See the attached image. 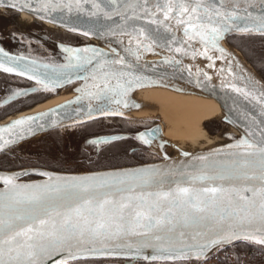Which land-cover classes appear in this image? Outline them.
Instances as JSON below:
<instances>
[{
	"label": "water",
	"instance_id": "95a60500",
	"mask_svg": "<svg viewBox=\"0 0 264 264\" xmlns=\"http://www.w3.org/2000/svg\"><path fill=\"white\" fill-rule=\"evenodd\" d=\"M44 2L45 0H0V9L14 11L48 29L77 36L79 39L73 44H66L51 39L43 30L0 37V49L15 58L10 61L0 53V63L16 68L12 73L4 72L2 69L0 71L21 77L35 85L34 89L22 95L30 93L49 95V98L33 108L0 123L2 129L15 120L38 117L35 121H28L27 124L9 132L0 133V157L56 130L103 119H125L155 123L151 129L141 132L151 143L145 144L140 140L141 133L132 138L158 157L159 161L142 166L84 174H69L40 168L0 170V177L13 176L14 182L20 185L47 184L55 188L64 185L67 182L66 178L70 177L106 176L114 173H135L137 169H156L154 173L138 174L151 177V182L143 185L133 176L115 177L116 180L125 181L124 185H117L118 187L131 188V191L117 193L116 199L121 195L147 197L149 193L169 192L177 186L199 189L218 185L229 188L258 184L244 181L235 175L231 183L219 178L202 181L198 177L217 176L225 168H232L234 162H239L245 153L244 146L236 147L241 140H247L257 148L264 147V81L243 55L228 43V40L234 37H264V29L260 28L259 19L264 17V0H233L239 16L243 19L236 21L235 26L218 40V47L223 50L224 55L215 48L208 47V55L212 56V60L199 54L205 51V46L199 38L187 41L183 26L177 25L174 19L165 20L163 12L157 11V5H163L166 0H86L79 9L73 7L71 11L64 6L68 0H52V6L47 11H42L40 9ZM13 3L17 8L8 6ZM25 4L28 8L17 10ZM94 5H98V8ZM145 8L148 9L147 12ZM248 13L251 15L248 16ZM154 19L156 23H152ZM242 28H249L250 31H240ZM140 30L143 35H140ZM84 48H95L105 55L84 68L69 67L70 56L73 65H76L77 61L75 54H70L64 49ZM177 48L181 51L177 52ZM120 58H123L122 64L110 63L103 69L99 68L104 62ZM109 68L118 74L125 73L120 83L127 84L128 81H133L131 90L126 95L108 93L100 99L87 95L88 92L96 91L91 87L94 83L92 74L95 73L99 77ZM21 72L24 74H18ZM84 77L88 79L85 80ZM111 83L115 86L117 80L112 79ZM77 88L84 91L77 93ZM236 88L243 91L237 92L234 90ZM245 92L248 93L247 96ZM77 96L81 98L77 100ZM167 98V101L174 103L180 101L178 99H194L217 107L220 114L203 122V124L216 122L219 125L217 134L211 136L202 128L204 137L198 141L182 137L180 126L166 111L164 100ZM116 99L121 103H115ZM50 102L52 103L47 104ZM105 112L120 114L105 115ZM45 113L46 115H41ZM149 133L152 135L149 136ZM114 137L116 139H113ZM121 138L125 137H103L91 141H98L92 144L103 147ZM200 157L205 159H199ZM108 179L111 182L113 177L109 176ZM27 191L30 194L31 190ZM5 193L6 185L0 179V207L7 203ZM247 195L251 196V193ZM45 197L35 204L18 205L20 214L36 215L39 219L54 220L58 224L60 217L57 216V212H65L72 197L66 198L65 193L56 191L46 192ZM149 199H155V196ZM167 207H169L167 202L162 203L163 210ZM3 214L0 212V215ZM160 214L162 213H157ZM174 223L176 226L172 231L156 232L162 237H171V244L175 250L164 252L163 255L172 258L151 259L152 256L161 255L153 248H143L137 252L135 244L143 240V237L130 234L122 238L82 245V248H94L97 251H84L76 259H68L67 264L92 260L107 261L108 264H194L240 244H251L264 249V244L244 238L245 235L264 237V223L259 219L252 223L233 221L235 224L233 230L238 233L237 238L213 247L200 258H196V251L189 252L186 246L191 245L195 249L204 243V237L197 233H205L208 229L203 222L185 225L179 216ZM33 226H39L38 221ZM210 226L217 232L221 229L228 230V222H223L219 226L215 222H210ZM137 231L143 232L144 229ZM181 233L184 235L181 236ZM128 244H133V248H128ZM167 246L165 243V247ZM182 249L185 252L184 256L181 255ZM64 256H67V252ZM63 261L64 257L56 255L51 260L45 259L44 264L57 262L63 264Z\"/></svg>",
	"mask_w": 264,
	"mask_h": 264
},
{
	"label": "snow or ice",
	"instance_id": "6c2138e0",
	"mask_svg": "<svg viewBox=\"0 0 264 264\" xmlns=\"http://www.w3.org/2000/svg\"><path fill=\"white\" fill-rule=\"evenodd\" d=\"M83 2L86 0H68L64 6L71 11L73 7L79 9ZM8 6L17 8L14 3ZM50 6H52V0H45L40 10L47 11ZM94 7L98 8V5H94ZM25 8H28L27 4L17 10ZM28 10L33 11V9ZM144 10L148 11L147 8ZM157 11L163 12L165 20L174 19L177 25L183 26L187 41L199 38L205 46V51L199 54L207 56L209 60H212V56L208 55V47L211 46L224 55L223 50L218 47V40L235 26L236 21L243 19L239 16L237 5L233 0H166L163 5H157ZM250 15L251 13H248V16ZM259 19L260 28L264 29V17ZM156 22L155 19L152 20V23ZM239 30L250 31L249 28ZM84 34L88 35V33ZM140 35H143L142 30H140ZM64 51L75 54L77 64H72L70 56L69 67L84 68L105 55L95 48L64 49ZM176 51L179 52L181 49L177 48ZM0 53L10 61L15 59L3 49H0ZM80 53H91V55L82 56ZM110 63L122 64L123 58L104 62L99 65V68L103 69ZM209 66L211 67V64ZM0 69L7 73L16 71V68L5 66L4 63H0ZM85 70L87 69L85 68ZM18 74L23 75L24 73ZM124 75L126 74L123 72L118 74L110 68L99 77L93 73L94 83L91 87L96 91L88 92L87 95L95 99H100L108 93L126 95L131 90L133 81H128L127 84L120 83ZM84 79L87 80L88 77H84ZM112 79L117 80L115 86L111 83ZM37 82L40 83V81ZM45 87L47 88V85ZM234 90L243 91L239 88ZM82 91L84 90L81 88L76 89L77 93ZM244 94L248 95L247 92ZM80 98L77 96V100ZM115 103L120 104L121 101L116 99ZM104 114L119 115L120 113L105 112ZM41 115H46V113ZM36 119L38 117L33 116L15 120L0 129V133L9 132L11 129H16L18 126ZM148 135L151 136L152 133ZM139 139L145 144L151 143L143 133L140 134ZM97 142L91 141V143ZM241 146L245 147V153L239 162H234L232 168H225L214 177L201 175L198 179L203 181L219 178L231 183L235 175L244 181L258 182V184L252 183L250 187L225 188L218 185L194 189L177 186L176 189L169 192L149 193L147 197L121 195L119 199H116L117 193L131 191V188L118 187L117 185H124L125 181L116 180L115 177L133 176L143 185L150 183L151 177L138 174L154 173L156 169H137L135 173H114L106 174V176L70 177L66 178L67 182L64 185H58L55 188L47 184L20 185L14 182L15 177L13 176L0 177L6 185L7 199V203L0 207V212L4 213L0 215V264H44L45 259L51 260L56 255L64 257L63 264H67L68 259H76L84 251H97L94 248H82V245L122 238L130 234L143 237V240L137 241L135 244L137 252L143 248H153L161 255L159 257L152 256L151 259L172 258L163 255L164 252L175 250L171 244V237H162L156 232L172 231L176 226L174 221L177 216L182 219L185 225L203 222L208 229L205 233H197L204 237V243L196 246L195 249L191 245L186 246L189 252L195 250L196 258H200L213 247L237 238L238 233L233 230L235 227L233 221L252 223L259 219L264 223V147L257 148L255 144L247 140H241L236 145L238 148ZM199 159L205 158L200 157ZM109 176L113 177L111 182L108 179ZM27 190H31L30 194ZM48 191L63 192L66 198L72 197L66 211L57 212V216L60 217L58 224L54 220L39 219L36 215L20 214L18 205L38 203L46 198L45 193ZM247 193H251V196H248ZM153 195L155 199L150 200L149 198ZM164 202L169 205L166 210L162 209ZM157 213L162 214L157 215ZM37 221L39 226L34 227L33 225ZM210 222H215L218 226L223 222H228V230L221 229L217 232L211 228ZM169 225L172 227L169 228ZM141 228L144 229L143 232L137 231ZM183 235L184 233H181V236ZM244 238L264 244V237L245 235ZM165 243L168 244L167 247H165ZM127 247L131 249L133 244H128ZM74 248L76 251H73ZM65 252H67V256H64ZM181 255H185L183 249Z\"/></svg>",
	"mask_w": 264,
	"mask_h": 264
},
{
	"label": "flooded vegetation",
	"instance_id": "af4514ba",
	"mask_svg": "<svg viewBox=\"0 0 264 264\" xmlns=\"http://www.w3.org/2000/svg\"><path fill=\"white\" fill-rule=\"evenodd\" d=\"M20 17L14 11L0 9V37L43 30L48 37L62 43L73 44L79 39L77 36L48 29L32 19L29 24L20 22ZM256 46L264 58V37H256ZM255 71L264 81V64L257 66ZM34 87L35 85L26 79L0 71V123L17 117L49 98V95L43 93L22 95ZM154 125L155 123L147 121L103 119L77 127L56 130L42 137L48 138V142L56 148L57 158H70L67 160L72 169L62 173L84 174L158 162V157L132 138L134 135L151 129ZM204 129L213 136L217 134L219 125L216 122L206 123ZM113 136L125 138L103 147L90 143L91 140L97 138ZM68 140L73 144H68ZM9 156H12L11 153Z\"/></svg>",
	"mask_w": 264,
	"mask_h": 264
},
{
	"label": "trees",
	"instance_id": "16d2710c",
	"mask_svg": "<svg viewBox=\"0 0 264 264\" xmlns=\"http://www.w3.org/2000/svg\"><path fill=\"white\" fill-rule=\"evenodd\" d=\"M228 43L233 46L235 49H237L241 54L244 55L247 62L255 69H257V66H261L264 64V58L262 54L258 51L256 46V38L254 37H234L230 38L228 40ZM207 126V125H206ZM9 153L4 154L0 157V170L2 171H15L20 170L24 168H31V167H38L47 169L50 171L55 172H65L62 171L60 168H54L51 167L48 163H40V164H25V160H21V158L18 157H12L9 156ZM248 245V246H247ZM240 244L237 246L231 247V249L238 254L237 257H239V254L241 252H251L250 259L248 264H264V249L251 245V244ZM72 264H108L107 261L102 260H92V261H81V262H75Z\"/></svg>",
	"mask_w": 264,
	"mask_h": 264
},
{
	"label": "bare ground",
	"instance_id": "6f19581e",
	"mask_svg": "<svg viewBox=\"0 0 264 264\" xmlns=\"http://www.w3.org/2000/svg\"><path fill=\"white\" fill-rule=\"evenodd\" d=\"M20 22L29 24L31 19L26 16L19 18ZM166 102V111L170 114L171 118L180 126L182 137L200 140L204 137L202 131L203 122L209 118L217 117L220 111L212 104L194 100V99H178L180 101ZM177 100V99H176ZM47 103V104H51Z\"/></svg>",
	"mask_w": 264,
	"mask_h": 264
},
{
	"label": "rangeland",
	"instance_id": "374dc122",
	"mask_svg": "<svg viewBox=\"0 0 264 264\" xmlns=\"http://www.w3.org/2000/svg\"><path fill=\"white\" fill-rule=\"evenodd\" d=\"M204 128V124L203 127ZM68 144H73L69 140ZM56 148L53 147L48 142V138L42 137L40 139L34 140L31 143H27L25 145L20 146L19 148L10 151L12 157L21 158V160H25V164H40V163H48L51 167L60 168L62 171L72 169V166H69L70 158H57ZM67 160V161H66Z\"/></svg>",
	"mask_w": 264,
	"mask_h": 264
},
{
	"label": "built area",
	"instance_id": "2783aa9c",
	"mask_svg": "<svg viewBox=\"0 0 264 264\" xmlns=\"http://www.w3.org/2000/svg\"><path fill=\"white\" fill-rule=\"evenodd\" d=\"M251 252H241L236 254L231 247L219 253L212 254L207 260L194 264H248Z\"/></svg>",
	"mask_w": 264,
	"mask_h": 264
}]
</instances>
